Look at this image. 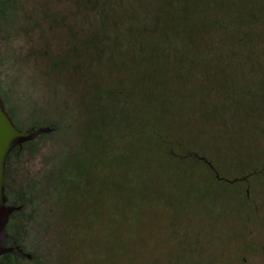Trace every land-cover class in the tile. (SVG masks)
I'll return each instance as SVG.
<instances>
[{
  "label": "rangeland",
  "instance_id": "rangeland-1",
  "mask_svg": "<svg viewBox=\"0 0 264 264\" xmlns=\"http://www.w3.org/2000/svg\"><path fill=\"white\" fill-rule=\"evenodd\" d=\"M263 1L234 8L229 28L182 34L161 30L197 0L5 6L0 98L19 126L55 127L24 144L16 188L40 182L51 155L88 178L24 207L39 264H264V176H247L264 166Z\"/></svg>",
  "mask_w": 264,
  "mask_h": 264
},
{
  "label": "flooded vegetation",
  "instance_id": "flooded-vegetation-1",
  "mask_svg": "<svg viewBox=\"0 0 264 264\" xmlns=\"http://www.w3.org/2000/svg\"><path fill=\"white\" fill-rule=\"evenodd\" d=\"M40 26L37 27V30L39 31L38 34L42 35L41 33L42 27ZM4 108L18 129L27 130L31 128L40 127V126H35V125L19 126L18 123L15 121L14 116L6 109L5 106ZM46 126L53 127V129L50 132H52L55 129L53 125H46ZM41 127H44V126H41ZM42 134L43 133L38 134L34 138L23 142L21 146H16L6 156L4 176H3V185H4L5 195H6V204L13 206V207L20 206V208L13 209V211L9 214V217L6 223V233L3 235L1 239L2 245L5 247H8L9 251L0 256V264H20L21 260H31L34 264H39L36 258L33 257V255L30 252L25 250L26 249L24 245L25 237H24V233H22L21 231V225H23L26 218H29L32 216L33 210H31L29 213H25L24 207H27L35 199L36 200L39 199L40 194L44 196V198L46 199L48 196V198L50 197L51 199L54 198L56 200L57 182H58L57 169L59 170L60 166L62 167V159H60L61 163H57L56 162L57 158L52 157V155L50 156V158H46L45 161H47V164L49 165V167H47L48 170H46L45 172L43 171L41 173L42 176L40 180H38L40 182L35 181L33 184L28 183L26 188L23 190H18L16 188L15 174L12 168L15 167L18 161L20 162L21 160L20 152L22 151L24 144H27V142H30L32 140H35L36 138H39ZM18 157H19V160H18ZM65 164L67 165L66 162ZM87 179L88 178L85 177V180Z\"/></svg>",
  "mask_w": 264,
  "mask_h": 264
},
{
  "label": "trees",
  "instance_id": "trees-1",
  "mask_svg": "<svg viewBox=\"0 0 264 264\" xmlns=\"http://www.w3.org/2000/svg\"><path fill=\"white\" fill-rule=\"evenodd\" d=\"M12 0H0V15H2L1 13H3L4 9H5V6L7 4H10ZM169 1H180V0H169ZM232 2L229 3L228 0H197V6H191L190 8L188 7H184V8H179V16L177 18V21L176 23H165V24H168V25H165L164 24V29L162 28L161 32H164L165 29H168L170 31V33H180L182 34L184 31L183 29H185L187 27V24H190V22H195L194 24V27H195V32L197 31V28L201 27V26H207V27H215V28H219L221 26L223 27H227L229 28L233 23H227V21L229 20H234L236 17V13L233 12V9L235 8V11L237 12H241L243 11L242 8H244V4H246L247 2H250V4L253 3L252 0H238L240 1V3H236L234 2L235 0H231ZM172 3V2H171ZM170 4V3H169ZM173 4V3H172ZM170 4V6H175L176 4L174 3L173 5ZM219 5L221 6V9H222V12H221V15L219 17V19L217 20H214V21H209V18L207 15H205L204 12H207L209 11V7L211 5ZM249 4V3H248ZM263 4V7H264V1L262 2ZM197 8V9H196ZM196 9L197 10V15L193 12V10ZM163 13V12H161ZM234 14V16H233ZM252 13L250 14H245L244 13V17L247 19L246 22L252 18L250 17ZM237 18V17H236ZM1 19V17H0ZM196 19V20H195ZM195 20V21H194ZM209 22V23H208ZM235 23L237 24H240V22H236ZM193 23H191L192 25ZM159 25H163V24H159ZM238 26V25H237ZM234 27V26H233ZM236 29H234V32L235 33H238L239 31L241 32L242 29L240 28H237L235 27ZM185 30H188V29H185ZM156 31H159L158 30V24H157V30ZM188 37V36H186ZM242 39H243V35L240 34L239 35V42L241 43L242 42ZM159 44L158 43H154V47L157 49L156 46H158ZM154 48V49H155ZM170 150V148H168ZM168 150V151H169ZM219 153V152H217ZM194 156V157H193ZM183 158L184 159H189V158H197V161H203L204 160V157L203 155L197 153L196 154H193L191 155L188 151H186L184 154H183ZM196 160V159H194ZM67 165L64 163L62 164V167L60 166L59 168V178H58V182H57V192H56V200L61 202L62 200H64L67 192L69 190H72L73 187H75L76 185H78L77 189L76 190H79L78 191V194H81V185L84 184L86 181H85V177H81L79 181H75L73 179V175L70 174V170L69 168L66 167ZM243 169V168H242ZM259 171L262 175L261 176H264V166H260L258 169L257 167H254L252 169L249 170V172L247 173L248 175L247 176H258L256 175V172ZM214 178H215V181H220L222 180L223 178L222 177H219L218 175L216 174H213ZM90 184L88 185H92V178H90ZM41 191V190H40Z\"/></svg>",
  "mask_w": 264,
  "mask_h": 264
},
{
  "label": "water",
  "instance_id": "water-1",
  "mask_svg": "<svg viewBox=\"0 0 264 264\" xmlns=\"http://www.w3.org/2000/svg\"><path fill=\"white\" fill-rule=\"evenodd\" d=\"M52 129L53 127L50 126L27 130L18 129L0 99V256L9 251V248L3 246L1 243V239L6 233V223L9 214L13 209L20 208V206L13 207L6 204L3 185L6 156L16 146H21L23 142L34 138L38 134L50 132Z\"/></svg>",
  "mask_w": 264,
  "mask_h": 264
}]
</instances>
